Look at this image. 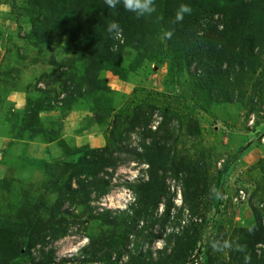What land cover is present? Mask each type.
I'll list each match as a JSON object with an SVG mask.
<instances>
[{"label":"rangeland","instance_id":"374dc122","mask_svg":"<svg viewBox=\"0 0 264 264\" xmlns=\"http://www.w3.org/2000/svg\"><path fill=\"white\" fill-rule=\"evenodd\" d=\"M89 1L0 0V264H248L247 235L264 236V0L118 6L93 34ZM227 42L250 55L217 74Z\"/></svg>","mask_w":264,"mask_h":264},{"label":"trees","instance_id":"16d2710c","mask_svg":"<svg viewBox=\"0 0 264 264\" xmlns=\"http://www.w3.org/2000/svg\"><path fill=\"white\" fill-rule=\"evenodd\" d=\"M78 1V0H77ZM92 0H90L89 2H91ZM93 1H95V0H93ZM90 4H94V3H90ZM89 4V5H90ZM95 7V8H94ZM93 7V5H92V7L88 10V11H85V12H83V18L85 19V22H86V24H88V25H86V27L85 28H83V30L82 29H80V31L82 32H87V33H92L93 34V31L95 30V29H98V25H99V23L98 22H100L99 20H101L102 18H103V16L104 15H108L107 14V10L109 9V8H107L105 5H104V3H103V0H99L98 1V3L97 4H95V6ZM128 14H130V15H132L130 12H128ZM78 19H80V16L78 17ZM125 20V19H124ZM135 22V21H134ZM224 26H223V30L222 31H220V36H222V35H224V34H228L227 35V37L226 38H228V39H230V40H233V41H238L239 39V33H237V31H236V28H234V27H229L228 25H226L225 23L223 24ZM125 28V27H124ZM75 31L76 32H79L78 30H76L75 29ZM71 32H73L74 33V31L72 30ZM123 34H124V31H123ZM203 39H202V44H206V43H208V40L206 41L205 39L206 38H204V37H202ZM230 40H228V42L230 41ZM218 42H220L221 40H217ZM228 42H227V44H226V46H223V47H221V48H219L218 50H223V53L224 54H228V56H224L223 57V59L222 60H220V64H216L217 65V67H215V73H220L221 72V65H222V62H225L226 64H227V66H230V65H232V64H234L232 61H236V62H239V63H242L243 61H246V59H247V56H249L250 54H248V50H246V46L245 45H242V47H233V48H231V49H229V52H226L227 51V45H228ZM193 45L194 46H196V41L195 42H193ZM241 46V45H240ZM245 46V47H244ZM225 49V50H224ZM244 49V50H243ZM247 52V53H246ZM216 53H218V52H216ZM232 63V64H231ZM200 67L201 68H204L202 65H200ZM222 72H224L225 74L227 73V72H229V70L226 68V70H222ZM97 86V85H96ZM98 88V87H97ZM161 125V124H160ZM159 124H158V127H156L155 128V130H154V132L155 133H157L159 130H160V126ZM154 147V142H153V140H152V142H151V144H150V148H153ZM147 161V160H146ZM148 162V161H147ZM112 163V162H111ZM103 165H105V164H103ZM103 165H98V170H95L94 172H93V179L95 180V182L97 183V188H98V193H99V195H101V194H104V193H106L107 191H108V187H107V185H106V183H105V181H102L101 179H99V178H96V173H97V171L99 172L100 171V169L102 168V167H104ZM140 186V184H138V187H134V186H130L129 185V189H130V191L133 193V195H134V197H135V192H139V196H138V200H140V201H143L145 204H146V207L148 206V205H151V207L153 208V207H155L156 208V206L158 205V203H159V200H160V192H154V193H151V192H148V193H146L144 190H143V188L142 187H139ZM145 192V193H144ZM89 193V192H88ZM141 195V196H140ZM183 200L184 201H186V197H185V195H184V198H183ZM134 205H135V200H133L132 202H130L129 203V207H130V209H133L134 208ZM154 208V209H155ZM176 208V207H175ZM177 211H180L179 209H177ZM104 212H106V214H109L110 213V211L109 210H105ZM169 213V208L167 207L165 210H164V212H163V218L162 219H164L165 218V216L167 215ZM137 214V213H136ZM135 218V217H134ZM136 219V218H135ZM181 221H182V219H181ZM164 227L161 225V230H160V232L161 231H163V230H166V229H163ZM172 228V227H171ZM184 231V230H183ZM33 234V233H32ZM32 234H30L31 236H33ZM167 234V230H166V232H165V236L164 237H161V235H158L157 236V238L158 239H166L167 241H168V244H170L172 241L171 240H174L173 239V237H172V235H171V232H169L168 234V236L166 235ZM6 237H8L7 235H5L4 236V238H6ZM167 237V238H166ZM247 238L248 239H250V240H248V242H247V247H249L248 248V250H249V254H251V255H248V257H249V263L248 264H264V247H263V249L261 250V253L260 254H258L257 252H256V246H257V244H262L263 246H264V236L262 235V234H260V233H255L253 236H251L250 234H248L247 235ZM37 242H40V243H42V239L41 238H38V239H36V240H34V241H30V243H29V245H28V249L31 247V246H33L35 243H37ZM180 242V241H179ZM177 245H179V243H178V241H175L174 242V244H173V246H171V248H170V250H169V253H164V255L163 256H167L168 257V259L169 260H172V259H174L175 257L176 258H180V254H179V251H178V248L179 247H176ZM249 245V246H248ZM89 246V245H88ZM88 246H84V248L82 249V251H84V252H87V253H89V247ZM169 246L168 245H166V248H168ZM52 257H53V252H50V253H48L47 254V256H46V259H45V261L44 262H51V260H52ZM88 259V258H87ZM90 261V260H89ZM142 262H144V264H158L157 263V261H154V260H151V259H149L147 262H145V261H142Z\"/></svg>","mask_w":264,"mask_h":264},{"label":"clouds","instance_id":"9594fccd","mask_svg":"<svg viewBox=\"0 0 264 264\" xmlns=\"http://www.w3.org/2000/svg\"><path fill=\"white\" fill-rule=\"evenodd\" d=\"M103 3L109 9H116L118 6H122L124 11L134 13L136 18L152 16L154 13L157 12L155 0H103ZM192 11V8L188 4H180L177 10L175 11L174 20L171 21V23L175 24L177 22H182L186 15L192 14ZM157 19L162 20L163 17L159 16ZM106 31L112 39L122 40L123 28L118 21H111L107 25ZM172 35V30H165L163 32V37L166 39H171ZM175 201L177 205L181 204L180 198H176ZM177 205L175 204V207ZM181 223L183 224L182 221Z\"/></svg>","mask_w":264,"mask_h":264}]
</instances>
